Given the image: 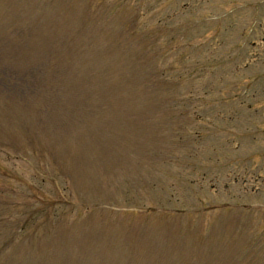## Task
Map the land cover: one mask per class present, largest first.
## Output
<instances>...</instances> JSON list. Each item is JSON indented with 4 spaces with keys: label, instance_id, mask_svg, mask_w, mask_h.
Wrapping results in <instances>:
<instances>
[{
    "label": "rangeland",
    "instance_id": "obj_1",
    "mask_svg": "<svg viewBox=\"0 0 264 264\" xmlns=\"http://www.w3.org/2000/svg\"><path fill=\"white\" fill-rule=\"evenodd\" d=\"M0 264H264V0H0Z\"/></svg>",
    "mask_w": 264,
    "mask_h": 264
}]
</instances>
